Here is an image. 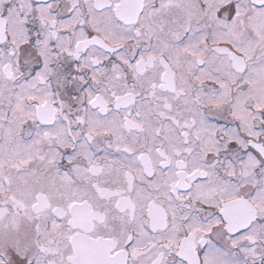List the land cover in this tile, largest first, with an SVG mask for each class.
<instances>
[{
  "label": "snow or ice",
  "instance_id": "snow-or-ice-1",
  "mask_svg": "<svg viewBox=\"0 0 264 264\" xmlns=\"http://www.w3.org/2000/svg\"><path fill=\"white\" fill-rule=\"evenodd\" d=\"M0 264H264V0H0Z\"/></svg>",
  "mask_w": 264,
  "mask_h": 264
}]
</instances>
